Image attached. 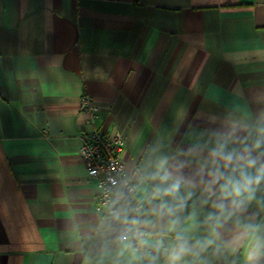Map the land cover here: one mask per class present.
<instances>
[{"label": "crops", "instance_id": "obj_1", "mask_svg": "<svg viewBox=\"0 0 264 264\" xmlns=\"http://www.w3.org/2000/svg\"><path fill=\"white\" fill-rule=\"evenodd\" d=\"M82 94L121 132L143 250L96 205ZM261 128L264 0H0V264H169L181 243L177 264H264V180L225 199L226 178L255 170L212 156L264 163Z\"/></svg>", "mask_w": 264, "mask_h": 264}, {"label": "built area", "instance_id": "obj_2", "mask_svg": "<svg viewBox=\"0 0 264 264\" xmlns=\"http://www.w3.org/2000/svg\"><path fill=\"white\" fill-rule=\"evenodd\" d=\"M79 108L89 115L93 125L83 136L78 154L98 190L96 205L114 219L117 237L126 247L143 250L150 235L149 230L138 226L145 203L137 196L135 182L124 168L121 132L109 136L94 125L97 107L90 95L80 96Z\"/></svg>", "mask_w": 264, "mask_h": 264}, {"label": "clouds", "instance_id": "obj_3", "mask_svg": "<svg viewBox=\"0 0 264 264\" xmlns=\"http://www.w3.org/2000/svg\"><path fill=\"white\" fill-rule=\"evenodd\" d=\"M260 133L262 137H264V128L260 129ZM264 146V138L257 139L255 144L253 145V149H260ZM223 146L220 149L215 150L212 153V156L222 157L225 165H231L233 161L243 162L242 167L247 169H254V174H249L247 171H241L239 178L228 177L225 179V182L220 186L221 194L223 198L227 199L229 197L234 198L233 202H235V198L242 197L245 193H248V198L251 199L252 193L255 191V185L260 184L262 180H264V163L258 161L257 157L252 155V149H245V154L235 155L232 152L224 154L222 151ZM164 167V162L162 161L157 169L156 175L153 176V179H159L161 183H165L171 179L170 174L166 171H162ZM213 183H217L221 178V173H214ZM180 180L176 179L172 182L168 187L162 190L163 195H175L180 188ZM158 194L161 192L160 189H157ZM219 207L223 208V205ZM174 209L169 208L168 212L172 213ZM211 219V217H210ZM136 222L133 221V224ZM186 251V246L181 243L178 249L174 250L169 257V264H177V262L181 259V256ZM251 259V256L249 257Z\"/></svg>", "mask_w": 264, "mask_h": 264}]
</instances>
